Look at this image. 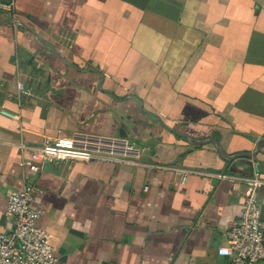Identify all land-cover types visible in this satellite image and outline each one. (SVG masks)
I'll use <instances>...</instances> for the list:
<instances>
[{
  "label": "crops",
  "instance_id": "1",
  "mask_svg": "<svg viewBox=\"0 0 264 264\" xmlns=\"http://www.w3.org/2000/svg\"><path fill=\"white\" fill-rule=\"evenodd\" d=\"M72 134L112 147L23 167L21 144ZM255 171L264 0H0V231L34 183L56 264H232Z\"/></svg>",
  "mask_w": 264,
  "mask_h": 264
},
{
  "label": "built area",
  "instance_id": "2",
  "mask_svg": "<svg viewBox=\"0 0 264 264\" xmlns=\"http://www.w3.org/2000/svg\"><path fill=\"white\" fill-rule=\"evenodd\" d=\"M18 88L23 90L24 86L18 84ZM21 147L28 152L22 160L23 167L41 173L46 165L59 161H90L94 154L112 145L94 141L90 136L72 134L47 137L39 145L21 144ZM187 173L180 172L182 181ZM213 176L226 177L221 173ZM233 178L244 185L243 205L237 223L226 233L227 244L218 248V254L227 257L232 264L257 263L264 260V221L259 201V188L264 179L259 171ZM38 193L41 190L34 183L9 192L4 211L6 226L0 231V264H56L51 234L37 224L43 214L33 203Z\"/></svg>",
  "mask_w": 264,
  "mask_h": 264
},
{
  "label": "rangeland",
  "instance_id": "3",
  "mask_svg": "<svg viewBox=\"0 0 264 264\" xmlns=\"http://www.w3.org/2000/svg\"><path fill=\"white\" fill-rule=\"evenodd\" d=\"M105 150V149H104Z\"/></svg>",
  "mask_w": 264,
  "mask_h": 264
}]
</instances>
